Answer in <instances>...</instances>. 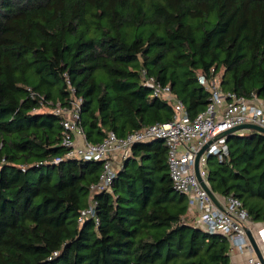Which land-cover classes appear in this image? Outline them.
Returning a JSON list of instances; mask_svg holds the SVG:
<instances>
[{"label":"trees","instance_id":"16d2710c","mask_svg":"<svg viewBox=\"0 0 264 264\" xmlns=\"http://www.w3.org/2000/svg\"><path fill=\"white\" fill-rule=\"evenodd\" d=\"M141 70L169 85L189 118L209 93L198 76L264 98V0H0V264H232L223 234L195 225L172 186L167 145H132L110 192L102 163L63 158L52 108L81 98L89 143L173 117ZM207 157L211 190L264 224V135L227 137ZM95 201L94 218L77 221Z\"/></svg>","mask_w":264,"mask_h":264},{"label":"built area","instance_id":"2783aa9c","mask_svg":"<svg viewBox=\"0 0 264 264\" xmlns=\"http://www.w3.org/2000/svg\"><path fill=\"white\" fill-rule=\"evenodd\" d=\"M145 85L150 87L151 95L161 97L173 107V117L164 123H154L125 136L109 132L101 142L93 144L86 141L80 125L81 98L75 96V89L68 78H65L70 99L67 105L56 104L52 111L60 118L62 126L60 146L66 149L63 158H55L56 164L64 158L99 160L102 163L96 181L90 184V192H110L112 182L125 158L130 156L131 147L138 142L160 138L167 145L168 174L173 188L187 198L188 209L194 215L195 225L209 233L223 234L228 238L230 247H237L240 252L249 251L242 264H261L255 255L246 235L251 230L246 209L234 196L221 197L215 194L206 179L205 165L207 157L214 155L222 160L228 155L227 137L231 134L242 135L254 131L264 135V98L255 94L250 97L226 91L217 78L208 79L198 76V82L209 93L205 108L193 118H189L183 102L176 97L169 85H163L152 76L141 70ZM241 125H249L233 130ZM255 126L259 129L252 128ZM199 158V172L206 186L215 195L219 206L210 198L194 169L197 152L204 146ZM95 201L78 213L77 221L82 223L86 218H94ZM255 237V236H254ZM257 238L264 245V229L257 231Z\"/></svg>","mask_w":264,"mask_h":264},{"label":"water","instance_id":"95a60500","mask_svg":"<svg viewBox=\"0 0 264 264\" xmlns=\"http://www.w3.org/2000/svg\"><path fill=\"white\" fill-rule=\"evenodd\" d=\"M243 127H249V125H241V126H238L236 128H234L233 130H236V129H240V128H243ZM252 128H256V129H259L255 126H250ZM260 130V129H259ZM207 148V145H204L196 154V157H195V163H194V169H195V174L201 184V186L206 189V191L208 192L210 198L212 199V201L217 204L219 206V203L215 197V195L213 194V192L206 186L205 182L202 180L201 178V175H200V172H199V158L200 156L202 155V153L204 152V150ZM246 235H247V238L249 240V243L255 253V255L257 256V258L259 259V261L261 262V264H264V257L261 253V250L257 244V241L253 235V233L251 232V230L249 229H246Z\"/></svg>","mask_w":264,"mask_h":264},{"label":"crops","instance_id":"0c3cea01","mask_svg":"<svg viewBox=\"0 0 264 264\" xmlns=\"http://www.w3.org/2000/svg\"><path fill=\"white\" fill-rule=\"evenodd\" d=\"M190 215L193 216V213L191 211ZM194 217V216H193ZM195 217H194V221H195ZM249 226L252 228V233L255 236V239L257 241V244L261 250V253L264 257V245L261 242V240L259 238H257V231L259 229H264V224L263 223H259V222H249ZM249 255V251L248 250H244L242 252H240V250L237 247H230V251H229V256H230V261L232 264H242L244 263V261L246 260V258Z\"/></svg>","mask_w":264,"mask_h":264}]
</instances>
